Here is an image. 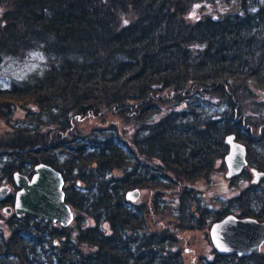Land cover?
Masks as SVG:
<instances>
[{"label":"trees","instance_id":"1","mask_svg":"<svg viewBox=\"0 0 264 264\" xmlns=\"http://www.w3.org/2000/svg\"><path fill=\"white\" fill-rule=\"evenodd\" d=\"M198 3L234 10L188 21ZM32 51L45 66L0 88V118L22 108L49 128L26 125L0 140L1 155L16 159L3 170L44 164L60 173L75 227L60 234L26 215L24 238L0 246V264H184L175 233L149 229L146 205L126 200L133 190L150 191L158 211L174 190L175 231L201 232L210 245V226L227 215L264 219V180L252 184L250 172L264 173V0H0V63ZM106 113L134 129L72 130ZM228 135L247 162L231 180L249 184L211 211L191 186L226 169ZM197 264H264V250L212 248Z\"/></svg>","mask_w":264,"mask_h":264},{"label":"rangeland","instance_id":"2","mask_svg":"<svg viewBox=\"0 0 264 264\" xmlns=\"http://www.w3.org/2000/svg\"><path fill=\"white\" fill-rule=\"evenodd\" d=\"M233 10V5L226 6L221 3H198L194 4L190 8V10L186 13L185 18L188 21H192L204 15L218 16L224 13L232 12ZM45 62L46 57L38 51L29 52L23 58L4 57L0 63V88H9L13 82L22 81L31 74L41 72L45 66ZM259 98L264 100V95H261ZM211 109H220V107L213 104ZM256 114H259V112H256ZM261 114L262 118H264V112ZM33 118H35L34 115L32 116L30 114H26V110L22 108L14 109L11 118L7 122L0 118V140H5L4 143L8 144L9 139L14 133H16L17 129H21L26 125L34 126L36 123H39V126L43 129V131H46V129L49 128L44 122H36ZM39 118L41 119V117ZM111 124H113L120 132L124 129L128 131L134 129L132 126L125 124L124 117L114 113H106L101 116L78 118V120L74 122L72 130L75 131L74 133L77 132L78 135L87 136L92 130L106 129ZM1 154L2 151L0 152V169L3 167L2 163L8 158L11 160L15 159H13L12 155ZM218 165L219 163L217 166ZM1 173L2 170H0V176ZM225 173L226 169L224 171L215 170L208 180L197 181L191 186L197 192L196 195L198 201L211 211L221 210L223 208V204H225L229 199L238 196L240 192H243L249 184V181L243 178H237L235 180H231V178L227 179L225 178ZM3 178L5 177H0V185L2 186H4ZM152 198L153 195L150 191H140L139 197L136 200L137 204L146 205L144 218L147 221L148 228L153 231L168 229L174 232L179 238V248L182 250L184 264H197L199 256L211 258L212 246L208 243L203 233L175 231V216H177L178 213L176 211L175 203L172 202V199L173 201L175 200L174 190L164 194L163 199L165 200L166 206L162 211L159 209L160 212L154 209ZM72 226H74L73 223L71 227ZM263 250L264 245L261 247V251Z\"/></svg>","mask_w":264,"mask_h":264},{"label":"water","instance_id":"3","mask_svg":"<svg viewBox=\"0 0 264 264\" xmlns=\"http://www.w3.org/2000/svg\"><path fill=\"white\" fill-rule=\"evenodd\" d=\"M228 152L224 157L225 178L238 176L246 167L245 146L235 140L234 135L225 138ZM252 184L264 180V173L250 170ZM13 181L18 191L15 194L14 212L16 216L27 215L39 223L59 222L68 226L73 220V212L64 200L61 175L44 164L34 167L30 178L14 174ZM7 187H0V196L7 193ZM139 191L126 193V200L135 202ZM1 199V198H0ZM209 239L213 249L220 255L236 254L239 257L259 253L264 243V219L261 222L252 218H238L227 215L209 228Z\"/></svg>","mask_w":264,"mask_h":264},{"label":"flooded vegetation","instance_id":"4","mask_svg":"<svg viewBox=\"0 0 264 264\" xmlns=\"http://www.w3.org/2000/svg\"><path fill=\"white\" fill-rule=\"evenodd\" d=\"M16 162V159L11 160L10 158H8L5 162L2 163L3 167L2 169V173L0 177H5L4 179V186L0 185V187H7V193L1 197L0 196V246L3 247L4 242L9 239L10 237L15 239H17L18 237L20 238H24L25 235V221L24 218L26 217V215H22V216H16L15 212H14V200H15V194L18 191V188L15 186L14 181H13V177L14 174H18L21 177H27L30 178L33 173H34V168L32 173L26 172L24 170H20L17 171L15 170L11 175H9V170L8 172H4L3 168H4V164L7 162ZM22 165L24 166L25 163L22 162ZM35 167V166H34ZM247 167V165H246ZM51 168V167H50ZM251 170V169H250ZM60 174V173H59ZM6 177H12V180L10 181L9 179H7ZM62 177V176H61ZM63 179V178H62ZM64 182V180H63ZM64 187V184H63ZM13 188V189H12ZM73 212V211H72ZM49 223L52 227L56 228L60 234H65L64 231H62L61 229L63 228H70V226L72 225L73 222H71L68 226H61V224L59 222H45ZM44 224V223H42ZM65 238H62V240H64ZM54 246L58 247L59 243L54 241ZM264 245V243H263ZM262 245V246H263ZM0 247V258L2 257H7L8 256V251L4 248V250H2Z\"/></svg>","mask_w":264,"mask_h":264},{"label":"snow or ice","instance_id":"5","mask_svg":"<svg viewBox=\"0 0 264 264\" xmlns=\"http://www.w3.org/2000/svg\"><path fill=\"white\" fill-rule=\"evenodd\" d=\"M125 23H127V21H125Z\"/></svg>","mask_w":264,"mask_h":264}]
</instances>
